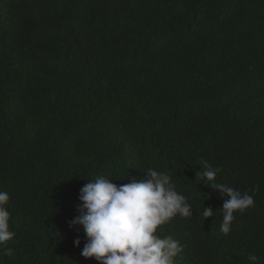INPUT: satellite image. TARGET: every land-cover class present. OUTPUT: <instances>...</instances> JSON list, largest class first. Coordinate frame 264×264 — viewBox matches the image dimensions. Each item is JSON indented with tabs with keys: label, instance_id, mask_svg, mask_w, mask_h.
Instances as JSON below:
<instances>
[{
	"label": "trees",
	"instance_id": "trees-1",
	"mask_svg": "<svg viewBox=\"0 0 264 264\" xmlns=\"http://www.w3.org/2000/svg\"><path fill=\"white\" fill-rule=\"evenodd\" d=\"M204 161L254 195L227 235ZM149 168L193 206L157 229L176 264H264V0H0V264H99L69 226L81 187Z\"/></svg>",
	"mask_w": 264,
	"mask_h": 264
},
{
	"label": "clouds",
	"instance_id": "clouds-1",
	"mask_svg": "<svg viewBox=\"0 0 264 264\" xmlns=\"http://www.w3.org/2000/svg\"><path fill=\"white\" fill-rule=\"evenodd\" d=\"M202 168L197 176L202 177L203 184L229 197L222 205L220 224V231L227 235L236 218L234 213L243 214L255 206L254 195L215 183L221 169L207 161L202 162ZM146 174L142 180L132 178L119 185L112 179L97 177L81 187L79 200L85 211L69 221V226L83 228L86 237L81 250L83 257L94 258L99 264H176L175 258L184 246L170 235L162 237L157 229L177 215L191 217L193 206L176 190L169 174L152 168ZM9 203V193L0 191V245L15 237L9 225ZM214 214L213 209L203 208L205 220ZM80 243L77 237L75 246L79 247ZM4 254L11 256L12 249L5 247ZM247 259L249 264H260L255 254H249Z\"/></svg>",
	"mask_w": 264,
	"mask_h": 264
}]
</instances>
